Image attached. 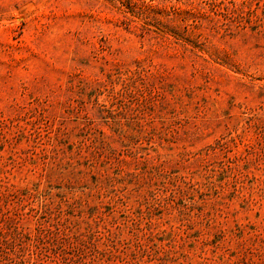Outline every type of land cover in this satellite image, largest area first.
<instances>
[{
	"label": "rangeland",
	"instance_id": "374dc122",
	"mask_svg": "<svg viewBox=\"0 0 264 264\" xmlns=\"http://www.w3.org/2000/svg\"><path fill=\"white\" fill-rule=\"evenodd\" d=\"M0 264H264V0H0Z\"/></svg>",
	"mask_w": 264,
	"mask_h": 264
}]
</instances>
